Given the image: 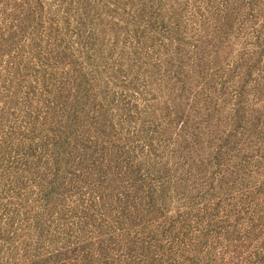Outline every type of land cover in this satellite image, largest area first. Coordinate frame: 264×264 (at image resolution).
Returning a JSON list of instances; mask_svg holds the SVG:
<instances>
[{"label": "rangeland", "instance_id": "1", "mask_svg": "<svg viewBox=\"0 0 264 264\" xmlns=\"http://www.w3.org/2000/svg\"><path fill=\"white\" fill-rule=\"evenodd\" d=\"M82 231L264 264V0H0V264H93Z\"/></svg>", "mask_w": 264, "mask_h": 264}, {"label": "trees", "instance_id": "2", "mask_svg": "<svg viewBox=\"0 0 264 264\" xmlns=\"http://www.w3.org/2000/svg\"><path fill=\"white\" fill-rule=\"evenodd\" d=\"M84 212V211H83ZM85 215V214H84ZM84 217H86L87 219H89V213H88V217L87 215H85ZM84 217L82 218V225H84ZM262 232V230L260 231ZM82 263L83 262H93V264H108L107 263V257L108 255H106L105 251H99L98 249V244L93 243L89 241L90 236H84V232L82 231ZM95 237L99 238V235H95ZM94 239V238H93ZM260 242V240H259ZM87 243V245H86ZM83 245H86L85 247H83ZM256 252H260L261 255L263 256L262 259H264V249L261 248H256ZM189 255L195 260V262H198L200 260V257L203 255V253L201 252V250L193 248V249H187V251H183L179 253V258L183 259L182 262H180L181 264H190V261L188 259L187 261V255ZM137 255H139L140 260L142 263H146V262H153L152 264H155V259L153 257V255L151 253H146V252H142V253H137ZM210 253L208 252L206 256H209ZM205 256V255H203ZM99 259H102L101 262L98 261ZM191 264H195V263H191Z\"/></svg>", "mask_w": 264, "mask_h": 264}]
</instances>
